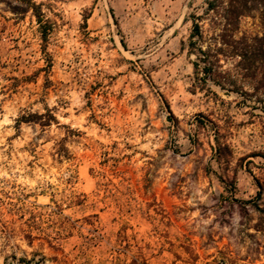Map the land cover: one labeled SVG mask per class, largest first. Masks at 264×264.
Listing matches in <instances>:
<instances>
[{"label":"rangeland","instance_id":"374dc122","mask_svg":"<svg viewBox=\"0 0 264 264\" xmlns=\"http://www.w3.org/2000/svg\"><path fill=\"white\" fill-rule=\"evenodd\" d=\"M227 6L0 0V264H264V0Z\"/></svg>","mask_w":264,"mask_h":264},{"label":"trees","instance_id":"16d2710c","mask_svg":"<svg viewBox=\"0 0 264 264\" xmlns=\"http://www.w3.org/2000/svg\"><path fill=\"white\" fill-rule=\"evenodd\" d=\"M247 1L248 0H228V6L226 7V11L224 12L223 16L224 18H226L229 23L233 20V19H237L240 15H242L247 7ZM214 5V3L211 1L209 2V6H212ZM33 7L36 9V6L33 4ZM37 16H39V13L36 14ZM43 29V34H46V27H42ZM200 36V26L199 24L196 22V20L193 21V28H192V31L189 35V45L194 47L195 45V40L194 38L195 37H198ZM200 52H202L201 48H198ZM255 51V50H254ZM262 54H261V53ZM255 53V54H254ZM253 55L254 57H249L247 58V60L249 61H252V65H253V62L256 61V57H261V55L264 54V50L263 48L254 52ZM260 53V54H259ZM256 56V57H255ZM196 66V64H195ZM204 71V74L205 75H208V73H210V70H212V64L209 63L208 65L205 64V66L203 67L202 69ZM220 150V147L218 146L217 148V151ZM258 185H259V191L257 192V197H260L264 187L261 183L257 182ZM255 207L258 211H260L261 213L264 214V208H259V205L258 204H255ZM21 261H25V262H28V260H21Z\"/></svg>","mask_w":264,"mask_h":264}]
</instances>
